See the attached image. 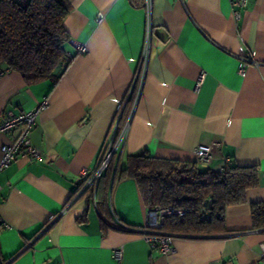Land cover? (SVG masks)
<instances>
[{"label": "crops", "instance_id": "crops-1", "mask_svg": "<svg viewBox=\"0 0 264 264\" xmlns=\"http://www.w3.org/2000/svg\"><path fill=\"white\" fill-rule=\"evenodd\" d=\"M63 26L72 62L57 81L27 84L0 73V120L47 101L30 132L40 159L19 154L0 172L3 264H256L264 228L251 204L264 201V0H152L149 57L141 91L116 159L149 156L195 161L199 144L220 143L208 164L256 165L258 185L223 210L225 232L174 236L169 254L139 228L148 205L134 179L97 196L80 194L79 172L93 169L119 118L142 53L144 5L131 0H67ZM237 10L236 18L233 11ZM86 51L77 53L76 44ZM250 56L258 65L238 73ZM16 132L0 135V147ZM104 173V172H103ZM96 192V191H95ZM121 225H123L121 227ZM28 243L31 245L25 248ZM119 251V257L116 252Z\"/></svg>", "mask_w": 264, "mask_h": 264}, {"label": "trees", "instance_id": "trees-1", "mask_svg": "<svg viewBox=\"0 0 264 264\" xmlns=\"http://www.w3.org/2000/svg\"><path fill=\"white\" fill-rule=\"evenodd\" d=\"M131 2L144 5L143 0ZM69 11L67 0H0V73L16 71L27 84L57 81L74 58L73 54L67 55L70 37L63 26ZM131 102L129 99L125 103L121 121ZM103 178L109 188L117 181L134 179L148 207L172 205L185 209L182 218L171 216L162 227L165 233L185 237L224 233V208L244 202L246 190L259 183L256 165L226 163L222 170L212 171L196 160L146 153L128 155L122 161L115 157L100 182ZM83 194L88 199L94 196L92 190ZM208 198L211 202L206 207ZM204 206L208 217L200 220ZM251 217L255 228H264V201L251 204Z\"/></svg>", "mask_w": 264, "mask_h": 264}, {"label": "built area", "instance_id": "built-area-1", "mask_svg": "<svg viewBox=\"0 0 264 264\" xmlns=\"http://www.w3.org/2000/svg\"><path fill=\"white\" fill-rule=\"evenodd\" d=\"M233 7H241L245 5V0H230ZM144 8L146 11V32L144 45L138 67L135 71L134 78L128 89L126 99L132 100V107L126 122L120 127L119 118L116 120L112 132L108 135L104 141L100 154L98 156L96 166L88 170L82 169L78 175V181L80 182V194L86 190H92L95 195L96 188L100 179L103 175L104 170L110 164V162L119 154L129 125L130 117L132 116L136 102L138 100L146 65L149 57V44L151 36V11H152V0H143ZM234 17H238L239 13L237 10L233 11ZM77 53L82 54L86 51L84 44H76ZM68 56L71 54L67 53ZM250 64L258 65L248 55L243 56L238 63V73L241 76L245 75L246 67ZM47 101L43 100L38 106L28 111H20L14 113L11 110H6L3 118L0 120V135L16 132L14 138L7 144H3L0 147V172L8 167L19 154L23 153L30 159H40L41 155L37 149L33 146L30 139V132L36 124V117L38 112L45 108ZM220 143L212 144H199L194 150L196 161L200 165H206L209 163L213 156L214 149L219 147ZM2 187L0 185V191ZM211 202V198L206 201V207ZM204 206L199 213L200 220H205L208 217V211ZM185 214V209L174 208L172 205L169 206H149L146 210L145 222L139 228V231L143 239L148 243L152 249H156L159 253L169 254L173 250V239L174 236L162 231V227L171 216H177L182 218ZM123 225H121L122 227ZM31 243H28L25 248H28ZM116 256L119 257V251L116 252ZM256 264H264V244H261L260 261Z\"/></svg>", "mask_w": 264, "mask_h": 264}]
</instances>
